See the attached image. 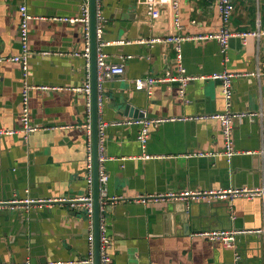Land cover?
<instances>
[{"label":"crops","instance_id":"0c3cea01","mask_svg":"<svg viewBox=\"0 0 264 264\" xmlns=\"http://www.w3.org/2000/svg\"><path fill=\"white\" fill-rule=\"evenodd\" d=\"M235 1L231 29L262 33L232 37L225 52L216 40L190 39L183 43L182 57L187 73L194 77L225 69L239 74L233 79L231 109L263 112L254 120L235 121L237 154L229 161L225 155H196L225 150L216 119L152 126L146 145L137 138L139 125L116 124L128 118L189 117L227 109L219 79L191 80L185 97L178 81L157 83L152 94L136 90L133 83L136 77L177 74L173 44L151 39L219 30L222 18L215 1L182 0V28L176 30L169 0H161L153 10L144 0H102L105 18L98 43H107L103 50L110 62L125 67L123 75L103 83L99 125L107 123L109 195L264 186V0ZM83 2L0 0V57L22 51L20 6L26 4L33 15L28 81L36 87L29 92V105L32 121L40 127L31 135L23 134V65L0 61V128L14 131L0 134V201L74 198L89 191L86 158L92 138L86 125L89 101L92 121V93L89 97L82 90L89 78L87 60L75 54L84 50L85 29L81 21L62 20L82 17ZM143 204L119 201L107 208L112 264H264V197L195 201L187 210L180 202ZM232 229L260 232L239 234L233 247L203 235L207 230ZM92 246L94 221L91 224L87 214L68 201L0 209V264L78 260Z\"/></svg>","mask_w":264,"mask_h":264},{"label":"built area","instance_id":"2783aa9c","mask_svg":"<svg viewBox=\"0 0 264 264\" xmlns=\"http://www.w3.org/2000/svg\"><path fill=\"white\" fill-rule=\"evenodd\" d=\"M149 6L150 10H153L159 6L161 0H144ZM182 0H169L168 8L170 9L173 23V29H181V6ZM217 4L220 16L222 18V26L219 30L210 31L207 33L197 34L193 36H182L180 34H168L165 37H155L151 39V43L166 42L173 44L177 52V59L179 62L177 74H172L170 71L161 76H142L136 77L133 79L134 88L138 91H146L148 94H152L153 87L155 84L160 82L167 81H178L180 83V95L185 97L186 88L189 82L195 78L209 80V79H219L222 82L223 93L227 101V109L223 112L207 114V115H196V116H172V117H148L144 116L142 118H128L122 122H117L116 124L121 125H139L140 130L137 135L138 140L143 144L149 140L151 134V127L158 126L162 123L168 121H177V120H200V119H216L221 124V132L225 141V150L221 152L213 153H204L200 152V156H216V155H225L230 161L233 156L237 154L234 146V123L239 118L250 117L252 120L257 119L258 116L263 115V112H248V111H234L231 109L232 98L234 94L233 88V79L239 74L228 71L227 69L220 72H213L210 74L200 75L194 77L187 73L186 67L182 62L183 57V43L190 39H196L199 41L207 40H216L221 45L222 52H225L228 48L229 41L232 37L241 36L244 38L258 36L262 32L261 30H248V31H234L230 27L232 16L235 12L236 1L235 0H214ZM83 15L82 17H72V18H63L62 20L75 23L81 21L84 23L85 36H86V45L82 53L76 52V55H82L87 60L88 67V80L85 85L82 87L87 95L90 97L92 93V84H91V74H90V60H91V17H90V3L89 0H84L83 2ZM97 38L101 35L104 26V11L102 7V0H97ZM21 12V24H20V34H21V44L22 51L17 55L10 57H0V61L5 59H10L14 62L21 63L23 65V75H24V89H23V114L22 122L23 128L22 132L25 136L31 135L37 132L40 127L33 123L32 121V112L29 105V92L31 89L35 88L36 85L31 84L28 81L29 69H30V57L33 51L30 49V20L33 18V15L29 12V9L26 4L20 6ZM107 45L106 42H99L97 46V67H98V105L99 107L103 104L104 99V89L103 83L107 78H111L115 75H123L125 73V67L123 63H113L108 60V54L103 50V47ZM42 89L47 88L41 86ZM89 111V121L86 125L89 139L92 138V121H91V101L88 103ZM107 126L106 122H101L99 125V181H100V260L101 264H112V256L110 249L112 247L113 238L109 232V222L107 217V208L109 205L117 203L119 201H132L140 203H149V202H185L186 205H190L192 202L205 200L212 202L215 200H226L234 201L237 198H247L255 199L256 197H264V186H237V187H227V188H212V189H184V190H169L165 192H152L140 194L134 197H125L123 195H109L108 193V182L110 179L109 172L105 167L106 161V144H105V128ZM13 130L0 128V134H9L13 133ZM86 169H87V183L89 185V191L82 196L74 198H55V199H33L30 197L25 198H15L9 202L0 201V209L4 205H9L12 208L17 206H23L29 208L35 204L43 206L45 204H50L53 202H70L72 207L79 208L84 211L90 223L94 221V195H93V149L92 143H90L87 158H86ZM252 232H260L258 230L251 229H232V230H207L203 232L207 238L211 240H221L225 245L233 247L237 236L239 234H246ZM91 240H93V234L91 235ZM2 264H33L30 260L24 261L21 263H10L5 262ZM48 264H95V252L93 246L88 251V255L84 256L82 259L78 260H53Z\"/></svg>","mask_w":264,"mask_h":264},{"label":"water","instance_id":"95a60500","mask_svg":"<svg viewBox=\"0 0 264 264\" xmlns=\"http://www.w3.org/2000/svg\"><path fill=\"white\" fill-rule=\"evenodd\" d=\"M97 0H90L91 17V82H92V145H93V189H94V249L95 264L100 260V181H99V119L100 107L98 105V67H97ZM129 106V105H128ZM128 106L126 108H128ZM175 203V202H174ZM179 203V202H176ZM215 202L208 204L212 205ZM144 205L143 203H141ZM187 210L185 202H180ZM110 206H108L109 209ZM184 218V215H182Z\"/></svg>","mask_w":264,"mask_h":264}]
</instances>
